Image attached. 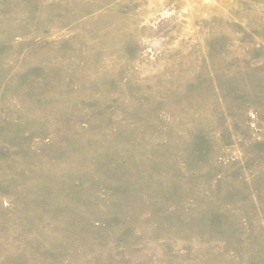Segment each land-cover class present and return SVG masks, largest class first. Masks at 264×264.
<instances>
[{
    "label": "rangeland",
    "instance_id": "rangeland-1",
    "mask_svg": "<svg viewBox=\"0 0 264 264\" xmlns=\"http://www.w3.org/2000/svg\"><path fill=\"white\" fill-rule=\"evenodd\" d=\"M0 264H264V0H0Z\"/></svg>",
    "mask_w": 264,
    "mask_h": 264
}]
</instances>
